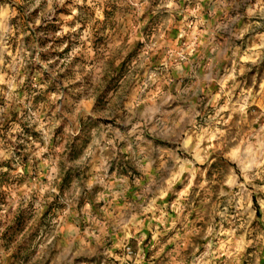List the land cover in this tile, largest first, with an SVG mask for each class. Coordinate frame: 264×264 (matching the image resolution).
<instances>
[{
    "label": "rangeland",
    "instance_id": "rangeland-1",
    "mask_svg": "<svg viewBox=\"0 0 264 264\" xmlns=\"http://www.w3.org/2000/svg\"><path fill=\"white\" fill-rule=\"evenodd\" d=\"M0 264H264V0H0Z\"/></svg>",
    "mask_w": 264,
    "mask_h": 264
}]
</instances>
